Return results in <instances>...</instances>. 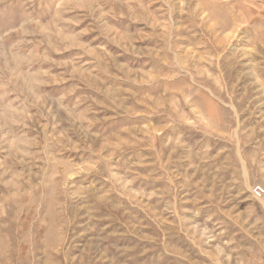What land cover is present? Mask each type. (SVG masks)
Returning <instances> with one entry per match:
<instances>
[{
    "label": "rangeland",
    "instance_id": "1",
    "mask_svg": "<svg viewBox=\"0 0 264 264\" xmlns=\"http://www.w3.org/2000/svg\"><path fill=\"white\" fill-rule=\"evenodd\" d=\"M264 0H0V264H264Z\"/></svg>",
    "mask_w": 264,
    "mask_h": 264
},
{
    "label": "built area",
    "instance_id": "2",
    "mask_svg": "<svg viewBox=\"0 0 264 264\" xmlns=\"http://www.w3.org/2000/svg\"><path fill=\"white\" fill-rule=\"evenodd\" d=\"M254 192H255V195H256L257 197H261V196L264 195V187L261 186V185H258V186H256Z\"/></svg>",
    "mask_w": 264,
    "mask_h": 264
}]
</instances>
